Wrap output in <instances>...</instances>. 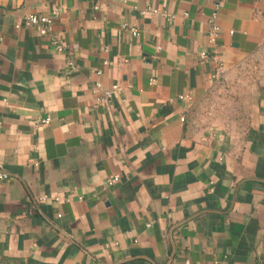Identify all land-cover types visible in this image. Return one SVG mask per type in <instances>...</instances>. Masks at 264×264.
I'll list each match as a JSON object with an SVG mask.
<instances>
[{
    "label": "crops",
    "instance_id": "1",
    "mask_svg": "<svg viewBox=\"0 0 264 264\" xmlns=\"http://www.w3.org/2000/svg\"><path fill=\"white\" fill-rule=\"evenodd\" d=\"M215 2L0 0V264H264V0H224L211 44ZM55 8L65 52L23 24ZM237 81L244 129L199 123Z\"/></svg>",
    "mask_w": 264,
    "mask_h": 264
},
{
    "label": "built area",
    "instance_id": "2",
    "mask_svg": "<svg viewBox=\"0 0 264 264\" xmlns=\"http://www.w3.org/2000/svg\"><path fill=\"white\" fill-rule=\"evenodd\" d=\"M224 5V0H216L214 11L212 13L210 22L213 23L214 20L217 17L219 9ZM97 8V7H96ZM148 11H150L153 14H160L163 15L168 20H173L176 18V15L173 13L168 12L167 10H158L156 8H150L141 10V14H146ZM61 9L55 8L53 9L50 14H37V13H30L24 18L23 24L26 27H35L38 29L39 33L43 36L49 37L52 45L54 48L59 52H65L67 51V46L64 43L62 32H55L53 30V22L54 19L57 18L60 15ZM20 24H17V27H20ZM122 30H128L133 36L138 37L140 35V31L137 26L131 25L129 22H123L121 25ZM209 41L211 44H216L217 37L219 35V27L217 25L212 24V27L209 31ZM2 41V38H0V42ZM108 51L109 49L106 48ZM2 55V47L0 45V57ZM201 57L203 59H212L215 62H220V57L217 53H211V52H202ZM123 63H127L128 59L124 58ZM104 64H110L109 59H105ZM67 66L71 69L72 72L78 73L81 70V66L79 62L76 61V59L71 55V53H67ZM98 74H102V70H97ZM121 89L120 85L118 83L112 85L111 89L104 90L102 88V84L100 82H97L94 87V93H95V100H94V106L98 107L100 105L105 104L107 101H109L119 90ZM40 120L36 122V126L39 125V123H50L51 117L46 118H39ZM10 178V173L6 170L3 163L0 162V182L6 181ZM119 181V176H113L109 180V184L113 185L116 182ZM47 195L40 196L39 200H45ZM216 264H220L219 262H216Z\"/></svg>",
    "mask_w": 264,
    "mask_h": 264
},
{
    "label": "rangeland",
    "instance_id": "3",
    "mask_svg": "<svg viewBox=\"0 0 264 264\" xmlns=\"http://www.w3.org/2000/svg\"><path fill=\"white\" fill-rule=\"evenodd\" d=\"M239 82L233 87L225 86L224 91L212 95L207 101L208 106L197 111L198 122L207 126L217 122L226 130H243L251 113L246 109L250 96L243 93Z\"/></svg>",
    "mask_w": 264,
    "mask_h": 264
}]
</instances>
